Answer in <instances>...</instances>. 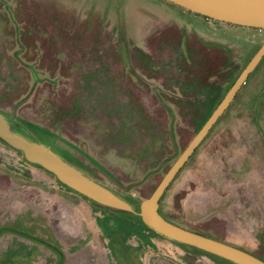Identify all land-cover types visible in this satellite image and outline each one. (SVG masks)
I'll use <instances>...</instances> for the list:
<instances>
[{
  "label": "rangeland",
  "instance_id": "1",
  "mask_svg": "<svg viewBox=\"0 0 264 264\" xmlns=\"http://www.w3.org/2000/svg\"><path fill=\"white\" fill-rule=\"evenodd\" d=\"M263 44L264 30L167 0H0L9 129L134 211L92 201L0 139V264H235L139 213ZM160 211L264 259V59Z\"/></svg>",
  "mask_w": 264,
  "mask_h": 264
},
{
  "label": "water",
  "instance_id": "2",
  "mask_svg": "<svg viewBox=\"0 0 264 264\" xmlns=\"http://www.w3.org/2000/svg\"><path fill=\"white\" fill-rule=\"evenodd\" d=\"M167 1L211 20L240 27L264 30V0ZM263 59L264 44L244 68L186 150L170 168L154 193L142 203L139 213L146 226L168 239L195 247L235 264H264V261L238 247L173 224L160 214V200L181 169L230 107L249 76L256 70ZM0 139L12 148L22 152L29 162L43 167L54 174L63 184L92 201L115 210L134 212L127 202L69 166L45 147L14 134L1 114Z\"/></svg>",
  "mask_w": 264,
  "mask_h": 264
},
{
  "label": "trees",
  "instance_id": "3",
  "mask_svg": "<svg viewBox=\"0 0 264 264\" xmlns=\"http://www.w3.org/2000/svg\"><path fill=\"white\" fill-rule=\"evenodd\" d=\"M206 18V17H205ZM208 19V18H207ZM236 81V80H235ZM213 113V112H212ZM211 113V114H212ZM207 121V120H206ZM206 123V122H205ZM204 123V124H205ZM203 127V126H202ZM203 143V142H202ZM160 202H161V200H160ZM159 212H160V214L164 217V218H166L163 214H162V212L160 211V209H159ZM168 221H170L168 218H166ZM170 222H172V221H170ZM173 223V222H172ZM173 224H175V223H173ZM177 225V224H176ZM147 229H150L148 226H146V225H144ZM178 226H180V225H178ZM180 227H182V226H180ZM182 228H185V227H182ZM185 229H187V230H190V231H193V232H195V233H198V234H202V235H204V236H207V237H210V238H214V239H217V237H215V236H212V235H209V234H207V233H204V232H200V231H196V230H193V229H189V228H185ZM152 232H154V233H156L154 230H152V229H150ZM157 234V233H156ZM25 237H27V238H30L31 240H33V241H36V242H39V243H42V244H44V245H46V246H48L49 248H51V249H53L54 251H56L58 254H59V250L56 248V247H54V246H52V245H50V244H48V243H45V242H43V241H41V240H38V239H36V238H33V237H31V236H28V235H26V234H23ZM217 240H219V239H217ZM239 248V247H238ZM241 249V248H240ZM242 250H244V249H242ZM246 252H248V251H246ZM250 253V252H249ZM252 254V253H251ZM60 255V254H59ZM254 255V254H253ZM254 256H256V255H254ZM215 257H217V256H215ZM256 257H258V256H256ZM218 258V257H217ZM259 259H261V260H263L264 261V259L262 258V257H258Z\"/></svg>",
  "mask_w": 264,
  "mask_h": 264
},
{
  "label": "flooded vegetation",
  "instance_id": "4",
  "mask_svg": "<svg viewBox=\"0 0 264 264\" xmlns=\"http://www.w3.org/2000/svg\"><path fill=\"white\" fill-rule=\"evenodd\" d=\"M215 103H216V100L214 101V104H215ZM232 103H233V102H232ZM232 103H231V104H232ZM174 105H175V104H174ZM175 106H178V109L181 111V108H182V107H181L179 104H176ZM230 106H231V105H230ZM180 107H181V108H180ZM209 117H210V116H209ZM207 120H208V119H207ZM199 131H200V130H199ZM199 131H198V132H199Z\"/></svg>",
  "mask_w": 264,
  "mask_h": 264
}]
</instances>
